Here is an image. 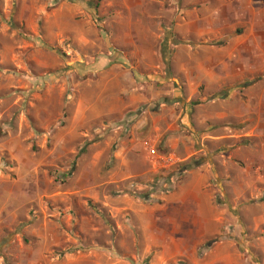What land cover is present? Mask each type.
<instances>
[{
  "label": "rangeland",
  "instance_id": "rangeland-1",
  "mask_svg": "<svg viewBox=\"0 0 264 264\" xmlns=\"http://www.w3.org/2000/svg\"><path fill=\"white\" fill-rule=\"evenodd\" d=\"M174 5L179 0H0V264H203L218 244L245 250L231 223L210 224L213 234L194 250L176 242L191 241L190 225L177 219L185 212L172 196L207 152L220 170L224 145L199 139L170 148L171 105H160L174 95L144 103L126 93L131 86L149 99L178 88L186 104L181 81L164 84V72L149 73L153 56L141 59L161 47L163 34L156 36ZM130 65L141 76L120 73ZM145 143L175 163L153 164ZM189 150L195 155L186 160ZM238 167L229 173L246 178ZM210 185L217 207L216 176ZM240 206L225 209L233 216Z\"/></svg>",
  "mask_w": 264,
  "mask_h": 264
},
{
  "label": "crops",
  "instance_id": "crops-1",
  "mask_svg": "<svg viewBox=\"0 0 264 264\" xmlns=\"http://www.w3.org/2000/svg\"><path fill=\"white\" fill-rule=\"evenodd\" d=\"M169 14L170 22L156 36L159 40L163 34L161 47L156 51L154 46L141 59L149 60L153 56L149 73L158 78L164 72V84L173 86L181 81L186 104L183 105L181 94L176 93L178 88L150 94L149 99L136 96L131 86V91L126 93L144 103L174 95L173 100H164L160 105V109L171 105L167 111L174 124L168 127L172 135L166 140L170 148L179 141L193 143L199 139L224 145L218 155L220 170H214L212 154L205 151L208 154L205 165L190 171V181L179 188L180 195L172 196L177 207L185 212L177 219L190 225L187 233L191 241L177 237L176 242L180 241L184 251L194 250L201 240L213 234L210 224L219 227L231 223L239 248L244 246L245 250H238L231 242L221 243L202 263L264 264V0H179V5L169 9ZM179 39L185 44H176ZM107 61L100 59L99 66L105 67ZM119 67L126 76L142 74L136 73L131 65L129 69ZM197 99L209 103L188 104ZM176 105L184 107L175 108ZM210 108L216 110L207 113ZM178 119L189 134L184 138L175 127ZM143 124L138 123L136 129ZM241 142L244 145H239ZM193 155L195 152L189 150L186 160ZM240 165L245 166L249 181L229 173V167L238 169ZM214 176L222 198L217 207L210 185ZM248 201L252 205L246 206ZM229 205L241 206L232 216L225 209Z\"/></svg>",
  "mask_w": 264,
  "mask_h": 264
},
{
  "label": "built area",
  "instance_id": "built-area-1",
  "mask_svg": "<svg viewBox=\"0 0 264 264\" xmlns=\"http://www.w3.org/2000/svg\"><path fill=\"white\" fill-rule=\"evenodd\" d=\"M144 146H145V149L147 150V156L153 162V164L161 162L162 165L166 166V165H172V163H175L173 162L172 157H169V158L160 157L158 159V153L151 144L145 143Z\"/></svg>",
  "mask_w": 264,
  "mask_h": 264
},
{
  "label": "trees",
  "instance_id": "trees-1",
  "mask_svg": "<svg viewBox=\"0 0 264 264\" xmlns=\"http://www.w3.org/2000/svg\"><path fill=\"white\" fill-rule=\"evenodd\" d=\"M193 167H196V164L195 165H192V166H184L182 169H180V171H189V170H191ZM175 174H173V176H174ZM166 180H167V178H166Z\"/></svg>",
  "mask_w": 264,
  "mask_h": 264
}]
</instances>
